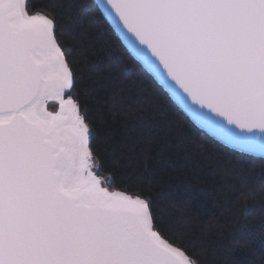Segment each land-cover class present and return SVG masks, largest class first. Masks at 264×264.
<instances>
[{"label":"snow or ice","instance_id":"snow-or-ice-1","mask_svg":"<svg viewBox=\"0 0 264 264\" xmlns=\"http://www.w3.org/2000/svg\"><path fill=\"white\" fill-rule=\"evenodd\" d=\"M90 10L0 0V264H215L146 181L102 174L62 20ZM104 13L225 146L264 142V0H106Z\"/></svg>","mask_w":264,"mask_h":264},{"label":"trees","instance_id":"trees-1","mask_svg":"<svg viewBox=\"0 0 264 264\" xmlns=\"http://www.w3.org/2000/svg\"><path fill=\"white\" fill-rule=\"evenodd\" d=\"M83 2L90 11L62 20L102 174L146 181L171 222L202 240L215 264H264V159L198 129L130 56L96 3Z\"/></svg>","mask_w":264,"mask_h":264},{"label":"water","instance_id":"water-1","mask_svg":"<svg viewBox=\"0 0 264 264\" xmlns=\"http://www.w3.org/2000/svg\"><path fill=\"white\" fill-rule=\"evenodd\" d=\"M93 1L96 3L97 7L99 8L101 14L103 15V17L105 19L104 9L106 7V0H93ZM106 21L114 31L113 25L115 24V21L111 20V18H108ZM114 33H115V31H114ZM127 52L144 69V71L146 73H148V75H150L152 77V79L164 90V92L171 98V100L177 105V107L189 118V120L198 129L202 130L203 132L208 134L211 138H213L214 140L218 141L219 143H221L222 145L225 146V140H224V137L222 135L217 134V132L214 131L212 128L206 127L205 125H203L201 123L200 120L196 119L190 112L185 111L183 109V107L176 101V99L168 93L167 89L158 80H155L153 78V74L151 73V70L149 68H147V66H145L143 64V62L139 60V58L135 57V53L131 52L130 49H128ZM55 107H56V105L54 102H49V109L50 110H53ZM225 147H227L231 150L240 152V153H244L246 155H250L253 157H259V158L264 159V142H261L260 140H256L255 146L252 148H248V147H245L242 145H234V144H228Z\"/></svg>","mask_w":264,"mask_h":264}]
</instances>
